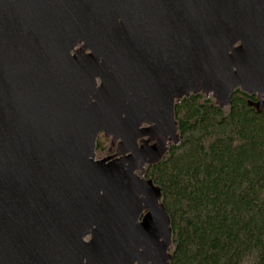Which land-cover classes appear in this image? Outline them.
<instances>
[{
    "label": "water",
    "instance_id": "water-1",
    "mask_svg": "<svg viewBox=\"0 0 264 264\" xmlns=\"http://www.w3.org/2000/svg\"><path fill=\"white\" fill-rule=\"evenodd\" d=\"M78 41L100 61L71 63ZM201 79L223 102L238 86L264 93V0H0V264H85L92 227L97 264H168L169 219L151 189L138 250L133 171L160 152L136 140L172 134L176 93ZM163 107L168 121L139 130ZM100 133L129 155L91 163Z\"/></svg>",
    "mask_w": 264,
    "mask_h": 264
},
{
    "label": "trees",
    "instance_id": "trees-1",
    "mask_svg": "<svg viewBox=\"0 0 264 264\" xmlns=\"http://www.w3.org/2000/svg\"><path fill=\"white\" fill-rule=\"evenodd\" d=\"M255 104L241 88L226 112L198 94L174 104L177 143L144 175L169 219L168 264H264V107Z\"/></svg>",
    "mask_w": 264,
    "mask_h": 264
},
{
    "label": "rangeland",
    "instance_id": "rangeland-1",
    "mask_svg": "<svg viewBox=\"0 0 264 264\" xmlns=\"http://www.w3.org/2000/svg\"><path fill=\"white\" fill-rule=\"evenodd\" d=\"M119 23V27L122 29V24ZM115 28H112L114 30ZM241 46V42L233 43L229 55L233 54L235 51H237ZM70 62L71 63H78L83 60H90V59H97L100 61L99 58L95 57L94 54L88 50L87 48V43L83 41H78L76 43V46L70 53ZM241 88V86H238ZM101 88V80L99 77L94 79V87L91 89L89 92L88 96L85 98V105L88 106L91 103H93L97 99L98 92ZM122 89V88H121ZM198 94L202 96L203 100L210 101L212 104L215 106H218L220 109L223 111H227L228 108V102H223L221 101L217 95L207 86L206 81L204 79H201L196 84V88L194 91L190 93H185L182 97L178 96V92L176 93L174 97V103H178L183 97H188L189 95H194ZM257 99H258V104H255L254 106L259 108V107H264V93L262 94H256ZM125 117L123 116V120ZM168 115H167V109L166 107H163L160 109V112L157 115H153V112L147 111L145 116L139 119V127L140 128H150L153 125L163 122V121H168ZM171 121L173 122L175 129L174 132L167 137H163L162 135L156 134V133H150L146 135L145 137L139 138L137 140V145L139 150H144L145 152L147 151H152L155 149L159 150V155L156 158H153L149 161H140L137 168L135 169L134 172V177L140 180H145V171L148 165L154 164L158 161H160L164 156L166 155V152L171 145H175L177 143V129H176V123L174 122L173 118H171ZM97 143L100 144V146L96 147V144L94 143L91 146V150L93 151L94 155L90 159L91 163H98V162H105L107 166L112 163H120L123 159V157L126 155L124 152V144L121 140L120 137L117 136H100L97 139ZM96 142V141H95ZM100 147V148H99ZM148 189L153 192L155 197L157 198V213L158 214H163L162 207L160 205L159 201V190L155 186H153L149 181L144 182V187L143 191H148ZM144 195L139 196V199L143 198ZM141 211L142 214L140 215V219L137 222L138 226H141V221L142 218H144V215L146 214L147 210L144 207V205L141 206ZM83 243L85 247L88 249L90 257L86 259L85 264H97L96 258H97V235L95 233V227L90 228L84 235L83 237ZM166 243L165 239H160L158 241V246L159 247H164ZM172 248V243H171V238L169 241L168 249H167V255H166V261L169 256V251ZM145 249V245L142 248L143 252ZM139 264H143L142 262ZM150 264V262L146 263Z\"/></svg>",
    "mask_w": 264,
    "mask_h": 264
},
{
    "label": "flooded vegetation",
    "instance_id": "flooded-vegetation-1",
    "mask_svg": "<svg viewBox=\"0 0 264 264\" xmlns=\"http://www.w3.org/2000/svg\"><path fill=\"white\" fill-rule=\"evenodd\" d=\"M161 123V122H160ZM160 123H157V124H155V125H158V124H160ZM155 125H153L152 127H154ZM152 127H150V128H152ZM146 129H148V128H140L139 127V130H146ZM153 133V132H152ZM156 134H159V135H161V130H157L156 132H155ZM146 136V135H145ZM145 136H143V137H145ZM139 138H142V137H139ZM139 138H137V140L139 139ZM137 140H136V145H137ZM137 148H138V145H137ZM139 149V148H138ZM129 154L127 153L124 157H123V159H122V161L128 156ZM126 165H128V162H126ZM134 172H135V170L133 171V177H134ZM135 178V177H134ZM144 180V179H143ZM145 181H147L146 179L144 180V182ZM144 187V185L142 186V188ZM141 195H144L143 196V198H141V200L139 199V196H141ZM137 197H138V199L141 201V206L142 205H144V207L146 208V210H147V212H146V214L144 215V218L150 213V209L148 208V207H146V192H144L143 190L141 191V193H138L137 194ZM141 214H142V211H141ZM140 214V215H141ZM144 218H142V221H141V223L143 222V220H144ZM139 219H140V216H139ZM139 219H138V221H139Z\"/></svg>",
    "mask_w": 264,
    "mask_h": 264
},
{
    "label": "bare ground",
    "instance_id": "bare-ground-1",
    "mask_svg": "<svg viewBox=\"0 0 264 264\" xmlns=\"http://www.w3.org/2000/svg\"><path fill=\"white\" fill-rule=\"evenodd\" d=\"M137 228H138V230H139L138 250H139V252H141V251H142V248L144 247V243H143V241H142V237H141V233H140V228H141V226H138V225H137ZM139 263H141V258H139L134 264H139Z\"/></svg>",
    "mask_w": 264,
    "mask_h": 264
}]
</instances>
